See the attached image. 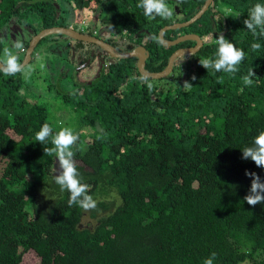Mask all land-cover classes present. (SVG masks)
<instances>
[{"label":"trees","instance_id":"1","mask_svg":"<svg viewBox=\"0 0 264 264\" xmlns=\"http://www.w3.org/2000/svg\"><path fill=\"white\" fill-rule=\"evenodd\" d=\"M72 1L92 9L101 20L92 30L116 50L143 46L149 72L163 70L178 47L194 44L163 46L159 30L179 19L150 20L137 7L140 0ZM178 1L185 21L205 0ZM257 3L264 0H213L194 23L167 30V40L194 33L204 43L195 54L178 57L165 81L147 78L151 92L132 57L103 59L98 76L61 94L77 113L72 130L79 136L73 150L79 178L99 198L87 212L69 207V193L54 182L58 161L44 155L52 136L35 142L44 124L53 135L60 131L48 110L18 96L19 73L0 72V264H21L29 252L37 264H203L212 252L214 264H264V203L244 200L251 184L245 171L264 180V169L241 159V150L264 131V37L243 23ZM56 7L53 0H0V28L32 12L42 17L34 34L60 26ZM53 35L67 38L46 37ZM218 35L245 52L234 75L199 63L216 58ZM253 43L261 48L253 51ZM250 69L255 77L246 86ZM86 214L93 223L83 224Z\"/></svg>","mask_w":264,"mask_h":264},{"label":"rangeland","instance_id":"2","mask_svg":"<svg viewBox=\"0 0 264 264\" xmlns=\"http://www.w3.org/2000/svg\"><path fill=\"white\" fill-rule=\"evenodd\" d=\"M53 2L57 6L56 11L58 14L60 13L61 19L58 22L61 24L60 26L70 25L77 30H82L86 34L95 32L92 30L94 26L98 28L101 26V20L96 18V15H93L91 8L89 10L86 9L84 7L86 6L85 4L78 6L72 0L70 2L66 0H53ZM166 2L173 9L172 18H178L180 13L179 10L177 11V5L180 1ZM85 3L87 4V0ZM91 3L94 10H96L97 7H94L95 2L91 1ZM36 13L32 12L27 17H21L20 19L17 16H13L6 25L0 28V42L2 45L0 59L4 58L3 49L5 47H10L17 40L22 41L25 46V42L34 36V28L37 27L36 29H38L42 25L41 14L39 12ZM104 17H106V14L102 15V18ZM82 20L88 26L89 32L85 31V25L80 23ZM76 24H78L77 27ZM79 46L82 47L76 46L74 40H71L69 37L65 38L62 35L43 38L35 47L31 61L26 65L35 66L31 77L25 80L22 74H18L22 81H24L17 91L18 96L25 98L31 103L38 102L46 107L50 115L49 118L55 123L58 130L75 127L77 117V113L74 112L75 110L70 105V100L66 102L62 101L60 98L61 94L71 91L77 84H83L82 82L85 80H91L98 71L99 60L94 62L95 58L90 56L92 52H94L95 56L99 54L97 49L93 48L94 45L86 43ZM17 54L22 60L24 53L21 51ZM38 54L42 57V61L40 62L36 60ZM101 54L103 55L104 52L101 51ZM181 58L184 57L182 56ZM41 62L44 64L43 68L39 67ZM81 63L84 65L81 66ZM166 77L160 79L165 81ZM58 123L59 125H57ZM2 166L3 162L0 160V172ZM98 199L97 197L95 200ZM110 199L115 200L117 203L119 202V198L113 193ZM89 222L93 223L88 214H86L83 218V224H88ZM37 260L36 255L33 252H29L23 257L21 264H37Z\"/></svg>","mask_w":264,"mask_h":264},{"label":"clouds","instance_id":"3","mask_svg":"<svg viewBox=\"0 0 264 264\" xmlns=\"http://www.w3.org/2000/svg\"><path fill=\"white\" fill-rule=\"evenodd\" d=\"M137 7L143 10L145 17L148 19H171L173 9L169 7L166 0H140ZM238 13L235 17H238ZM246 29L251 31L254 36L259 35L264 37V4L257 3L253 5L247 14V18L243 21ZM79 32H83L82 30ZM90 35V34H89ZM95 36V35H94ZM155 39V37H153ZM216 44L218 50L216 58H204L199 60L200 65L206 70H213L214 72H224L229 75H234L239 71V65L245 58V52L237 48L232 42L227 40L223 35L216 37ZM114 47V46H113ZM253 51H258L261 48L259 43L251 45ZM115 48V47H114ZM15 50V51H14ZM24 50L23 42L15 41L10 47L3 49V59H0V72L6 77H12L20 73L25 80H28L35 66H26L19 59L18 52ZM103 51V50H102ZM38 62L42 61V57L38 54L36 57ZM83 64V63H81ZM40 68L44 67L41 62ZM252 77L255 73L252 69L249 70L248 75L243 77V83L246 86L253 84ZM192 79H196L195 76ZM142 83L146 84L148 90L153 91L154 85L148 82L147 78H141ZM222 83V80L218 81ZM185 87H191L187 81L184 82ZM52 136L51 148H44V155L49 157L54 156L59 164V172L54 175V182L59 186L61 192L67 191L69 193L68 206H79L84 211H90L96 208V201L88 194L89 186L81 182L77 163L74 159V146L77 144L79 136L70 128H63L53 135V130L48 124H44L41 129L35 134V142L44 144L48 138ZM243 160H251L254 164L264 169V131H261L252 142L251 146L245 147L241 150ZM245 175L251 177V184L248 194L245 195L244 200L250 206L264 203V180L255 172L245 171ZM217 254L212 252L211 255L204 259L203 264H214Z\"/></svg>","mask_w":264,"mask_h":264},{"label":"water","instance_id":"4","mask_svg":"<svg viewBox=\"0 0 264 264\" xmlns=\"http://www.w3.org/2000/svg\"><path fill=\"white\" fill-rule=\"evenodd\" d=\"M168 1H175V0H168ZM212 1L213 0H205L202 6L200 7V9L189 19L182 22H174L172 24L165 25L159 30L158 38L161 44L166 47L174 46L186 40H194L196 42L194 46L182 47L174 50L169 56L167 66L161 71L149 72L146 70L145 64L149 56V52L141 45L134 47L130 51L120 52L116 50L111 44H109L108 42L104 41L101 38H98L94 35H89L83 32H79L78 30H75L72 27H66V26H51L39 30L29 40V43L27 45V48L25 49V53L21 62L27 65L31 61L32 53L41 39L51 34H63L73 40L94 44L95 46L102 49L107 55H109L111 58L114 59H127V58L135 57L137 58L136 67L141 76L150 79H160L168 76L172 72L174 63L178 57L182 55L195 54L202 46V39L197 34L186 33L175 39L167 40L164 38L165 32L167 30L184 28L194 23L204 14V12L207 10V8L209 7ZM82 65L84 64H81V66Z\"/></svg>","mask_w":264,"mask_h":264},{"label":"flooded vegetation","instance_id":"5","mask_svg":"<svg viewBox=\"0 0 264 264\" xmlns=\"http://www.w3.org/2000/svg\"><path fill=\"white\" fill-rule=\"evenodd\" d=\"M212 2H213V1H212ZM212 2H211V3H212ZM209 6H210V5H209ZM207 9H208V8H207ZM180 10H181V9L179 8V12H180ZM206 11H207V10H206ZM206 11H205V12H206ZM205 12H204V13H205ZM183 18H184V16L181 14V16L178 17L179 20H178V21H175V22H182V21H184V20H181V19H183ZM173 23H174V22H173ZM94 33H96V31H95ZM96 34H98V35L96 36V37H98V38L102 37V35H105V34H103V33H100V34H99V33H96ZM180 36H181V35H180ZM198 36H199V35H198ZM178 37H179V36H178ZM199 37H200V36H199ZM176 38H177V37H176ZM101 39H102V38H101ZM174 39H175V38H174ZM171 40H172V39H171ZM183 42H184V41H183ZM180 43H181V42H180ZM203 43H204V42H202V46H203ZM109 44H110V43H109ZM178 44H179V43H178ZM178 44H176V45H178ZM195 44H196V42L194 41V44L191 45V46H194ZM92 45H94V44H92ZM174 46H175V45H174ZM202 46H201V47H202ZM182 47H190V46H181V47H178V48H182ZM93 48H94V49H97V51L99 52V54H96L97 58L94 59V62H96L97 60H99L98 71H97V73H96V75H95V77H96V76L99 75L100 69H101V67H102L103 59H104V60L107 59L108 61H110V59H112V58H110V56L107 55L104 51H103V52H104L105 56L102 55V54H101L102 49L100 50L99 47H97V46L94 45ZM178 48H177V49H178ZM86 49H87V48H86ZM90 56H94V57H95L94 52H92V53L90 54ZM90 56H89V57H90ZM101 59H102V60H101ZM113 59H114V58H113ZM83 62H84V61H83Z\"/></svg>","mask_w":264,"mask_h":264}]
</instances>
